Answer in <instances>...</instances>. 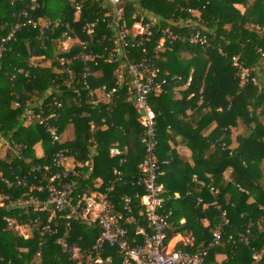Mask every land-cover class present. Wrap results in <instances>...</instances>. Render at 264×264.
Instances as JSON below:
<instances>
[{
    "label": "trees",
    "instance_id": "trees-1",
    "mask_svg": "<svg viewBox=\"0 0 264 264\" xmlns=\"http://www.w3.org/2000/svg\"><path fill=\"white\" fill-rule=\"evenodd\" d=\"M55 1L62 3L65 20L54 31L46 32L49 50H42L39 31L25 29L17 34L0 59V133L4 138L13 136L16 142L28 147L42 140L47 155L63 148L73 149L83 160L90 153L89 141L94 138L99 150L94 158V172L88 180L80 179L79 191L106 193L116 180L114 171L118 170L128 185L116 183L110 198L116 211L124 212L123 208L128 206L138 216L142 208L136 195L142 196L144 191L132 183L145 150L137 115L126 101V87H123L110 105L101 108L100 117L98 112L93 113L98 128L95 133L89 131L85 114L91 109L85 104L78 108L73 94L79 74L72 83V76L58 72L53 44L62 37L67 22L79 31L86 19L74 22L69 0H42V8L35 16L41 21L57 18L61 12L57 14L49 8ZM30 7L31 0H0V42ZM127 10L157 22L150 47L159 40L158 32L162 28H172L183 39L167 43L160 61L164 73L180 80L169 79L164 92L153 96L151 103L157 114L158 159L165 162L160 181L173 198L165 206L166 212H173L169 239L177 233H192L198 249L208 245L210 232L220 221L214 205L218 202L227 210L230 226L225 229L223 246L210 254L208 264L217 263L219 256L225 257L222 264H251L252 251L264 248V230L259 227L264 222V94L252 85H241L232 59L239 57L249 66L259 67L260 82L264 84V0H131L127 2ZM172 21L177 26H172ZM198 31L208 36L209 47L189 43L190 36ZM40 56L51 63L36 61V67L30 66L31 58ZM133 56L142 59L146 55L138 50L133 51ZM77 68L75 73L81 66ZM100 68L102 76L92 82L93 87L103 84L114 87V68L106 64ZM12 76H15L13 82ZM190 77L192 81L188 84ZM54 98L63 104L62 108L56 107L59 117L52 122L63 135L56 144L43 127H26L22 121L30 101L34 105L41 101L48 105ZM102 119L106 120V130ZM68 126L74 128L72 140L67 139ZM178 138L191 151L192 164L181 160L172 148ZM116 142L120 143L122 155L112 158L109 151ZM16 162L11 166L16 167ZM11 166L0 158V173L8 174ZM126 197L132 199L131 204L125 202ZM199 199L202 204L198 205ZM4 214L0 209V264H33L38 242L4 231L6 224L1 220ZM183 218L186 222L181 225ZM251 223L254 226L249 243L235 244V240L247 235ZM98 235L96 228L74 224L70 245L88 253ZM137 244H143L141 238L137 237ZM44 245L42 264H90L87 260H70L69 254H63L54 245V239L45 240ZM105 256H113L114 264L121 262L116 250H108Z\"/></svg>",
    "mask_w": 264,
    "mask_h": 264
},
{
    "label": "built area",
    "instance_id": "built-area-1",
    "mask_svg": "<svg viewBox=\"0 0 264 264\" xmlns=\"http://www.w3.org/2000/svg\"><path fill=\"white\" fill-rule=\"evenodd\" d=\"M68 3L74 11L75 23L83 17L86 20L79 31L67 22L63 26L62 37L53 41L57 70L63 75L72 76V83L79 74L73 94L76 95L78 108L85 104L91 109L85 114L86 125L91 133H95L98 128L93 113L98 112L97 116L100 117L101 108L110 105L120 90L126 87V101L137 115V122L142 129L141 143L145 150L144 160L132 183V186L144 191L142 196L136 195L142 209L138 216L135 215V209L128 206L123 208L124 212L116 211L110 194L114 192L116 183L123 182V174L118 170L114 171L116 180L106 193L79 191V182L88 180L94 172V158L99 151L94 138L90 139V153L83 160L73 149L63 148L47 155L42 140L28 147L16 142L13 136L4 138L0 133V158L10 166L17 161L16 167L11 166L8 174L0 173V209L5 213L1 217L6 224L4 231L12 232L26 241L38 242L33 264H42V251L47 239H54V245L63 254H69L70 260H87L90 264H114L113 256H105L108 250L118 251L120 264H208L210 254L223 246L225 229L230 226L228 212L215 202L220 221L211 230L208 245L200 249L192 233H177L169 239L173 212H166L165 206L172 197L160 181L164 176L165 162H159L158 159L157 114L151 105L153 96L164 92L169 79L180 80L179 77H171L168 72L164 73L160 61L165 45L182 41V36L170 27L162 28L158 32L159 40L150 47L157 22L147 15L139 17L136 13L130 14L126 0H69ZM41 8L42 0H31L30 11H24L20 21L1 39L0 59L17 34L25 29L39 31L42 50H49L46 32L62 25L65 15L61 12L54 20L41 21L35 16ZM171 24L177 26L173 21ZM188 41L192 46L209 47L208 36L200 31L193 33ZM138 50L146 56L142 59L134 57L133 51ZM218 51L223 54L221 48ZM44 60L51 63L45 56H40L31 58L30 66L36 67V61ZM102 64L114 68L115 84L112 88L106 84L92 85L99 75L102 76ZM77 65L81 68L75 73ZM232 65L238 72L242 86L252 85L264 94L259 67L249 66L239 57L232 59ZM14 79L15 76H12L11 82ZM191 81L190 77L188 84ZM56 107H63L56 98L48 105L44 101L35 105L30 101L22 118L24 126L39 125L53 144L60 143L63 135L52 124L59 117ZM101 122L103 130H106V120L102 119ZM121 150L120 143H114L109 151L110 156H121ZM123 185L128 184L123 182ZM211 192L216 193L213 189ZM125 202L131 204L132 199L126 197ZM199 204H202L201 199L198 200ZM74 224L93 227L99 232L88 253H83L76 245H70ZM180 224L184 225L185 221H180ZM253 226L251 223L247 235L234 243L248 244ZM137 237L142 239V245L137 244ZM222 257V260L216 258L217 263L211 264H222L225 259ZM263 262L264 248L253 250L251 264Z\"/></svg>",
    "mask_w": 264,
    "mask_h": 264
},
{
    "label": "crops",
    "instance_id": "crops-1",
    "mask_svg": "<svg viewBox=\"0 0 264 264\" xmlns=\"http://www.w3.org/2000/svg\"><path fill=\"white\" fill-rule=\"evenodd\" d=\"M177 97H179V94L177 95ZM233 146L235 147L236 146V143L234 142ZM172 148L176 151L177 155L179 156V158L181 160H183L184 162H187V163H191L192 164V153L191 151L186 147V145L181 141L180 138L177 139V144L174 146L172 145ZM229 173H226L225 177L228 178L229 176ZM178 195V194H177ZM179 198V195L178 197H176L175 199ZM181 221H185V218H183ZM217 259L219 260H222L223 257L222 256H219L217 257Z\"/></svg>",
    "mask_w": 264,
    "mask_h": 264
},
{
    "label": "rangeland",
    "instance_id": "rangeland-1",
    "mask_svg": "<svg viewBox=\"0 0 264 264\" xmlns=\"http://www.w3.org/2000/svg\"><path fill=\"white\" fill-rule=\"evenodd\" d=\"M127 2H130L131 0H126ZM137 5V4H136ZM50 10H52V11H54V13H60V12H63L62 11V3H60V2H57V1H55V2H53L51 5H50ZM137 8L140 10V8H139V5H137ZM196 15H198V13H195ZM157 19V18H156ZM73 129L74 128H72V126H68L67 128H66V131L68 132V136H67V139H70V140H72L73 139V136H74V134H73ZM243 130V128H241L239 131H242ZM237 133H238V131H237ZM75 137V136H74ZM34 146V145H33ZM32 146V147H33ZM259 227L261 228V229H263L264 230V222H262V223H259Z\"/></svg>",
    "mask_w": 264,
    "mask_h": 264
}]
</instances>
